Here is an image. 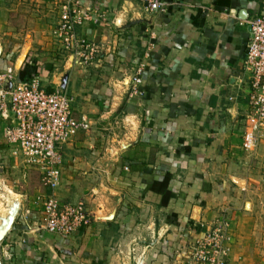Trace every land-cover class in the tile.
<instances>
[{"label":"crops","instance_id":"1","mask_svg":"<svg viewBox=\"0 0 264 264\" xmlns=\"http://www.w3.org/2000/svg\"><path fill=\"white\" fill-rule=\"evenodd\" d=\"M35 1L46 2L44 36L24 43L13 69L16 50L2 47L0 72L22 68L41 88L66 90L73 117L88 119L63 146L54 193L83 200L92 219L61 238L38 228L41 208L20 204L2 241L5 264H179L185 241L222 223L228 264H264V141L243 148L244 54L263 0H163L157 12L140 0H78L97 17L77 28L101 46L90 65L69 62L53 36L58 4ZM139 67L141 95L130 98ZM7 123L0 116V164L14 166ZM165 175L172 195L162 204L151 185Z\"/></svg>","mask_w":264,"mask_h":264},{"label":"built area","instance_id":"2","mask_svg":"<svg viewBox=\"0 0 264 264\" xmlns=\"http://www.w3.org/2000/svg\"><path fill=\"white\" fill-rule=\"evenodd\" d=\"M148 12L163 9V0H140ZM59 7V20L53 36L71 63L90 65L97 60L100 44L78 34V27L97 21L96 13L83 9L78 0H53ZM251 37L244 54V68L250 74L247 126L243 148L253 151L264 141V0L257 16L250 21ZM142 67L130 79L129 97L141 95ZM9 84L11 87L9 88ZM73 97L66 90L46 91L37 77L19 81L13 72H0V116L8 123L3 129L11 154L41 175L51 193L47 196L38 228L67 238L84 229L92 219L83 200L64 203L55 195L59 186L63 146L81 130H89L86 117L72 115ZM26 213H29L26 211ZM36 226V227H37ZM189 244L188 264H225L222 258L231 241L224 224L214 225L202 234L196 233Z\"/></svg>","mask_w":264,"mask_h":264},{"label":"rangeland","instance_id":"3","mask_svg":"<svg viewBox=\"0 0 264 264\" xmlns=\"http://www.w3.org/2000/svg\"><path fill=\"white\" fill-rule=\"evenodd\" d=\"M0 6V49L3 47L9 52L16 50V53L14 52L13 63L11 62L10 64L12 67H9L13 69V64L15 60H17V55L23 50L24 43L30 38L35 39V33L44 36L40 27H42L43 24L49 23L45 17L46 2H36L35 0H2L1 2L0 0ZM14 44H17V46ZM29 49L30 46H27L25 52H28ZM20 62L19 60V63ZM2 160L0 164L2 167L0 169V225L8 216L9 210L15 203L19 202L21 205L27 204L29 208L32 206L30 203H33L34 206L42 210L47 196L51 193L49 188L42 182L39 172L23 163L21 156L17 157L14 166L12 162L5 161L4 159ZM217 225L219 226L221 224ZM204 230L205 228L203 227V230L197 233L202 234ZM191 241H193V239L185 241L181 248L177 250L179 252L177 255L178 258L174 260L179 264H184V259L186 260V264H188V258L191 253L189 244ZM2 244V241H0V262L5 264L6 260L4 259L2 251V247L4 246H2ZM230 247L231 241L227 247L226 254L221 259L225 264H228ZM147 248H150V246ZM177 251L175 252L176 254L178 253ZM151 254L147 255L145 253L143 255V253H139V256L143 259L146 256H151ZM135 257H138L137 254Z\"/></svg>","mask_w":264,"mask_h":264},{"label":"trees","instance_id":"4","mask_svg":"<svg viewBox=\"0 0 264 264\" xmlns=\"http://www.w3.org/2000/svg\"><path fill=\"white\" fill-rule=\"evenodd\" d=\"M29 77V76H28ZM27 77V73L25 70H23L22 68L18 71L17 73V79L19 81L22 80H26L29 79ZM48 92H50V90H46ZM169 180H170V176L169 175H165L164 179L162 181H155L153 182V184L151 185V189L157 193L161 194V203L162 204H166L170 197H171V191L169 189Z\"/></svg>","mask_w":264,"mask_h":264},{"label":"water","instance_id":"5","mask_svg":"<svg viewBox=\"0 0 264 264\" xmlns=\"http://www.w3.org/2000/svg\"><path fill=\"white\" fill-rule=\"evenodd\" d=\"M10 87L11 84H9V88ZM19 206H20L19 202L15 203V205L11 207V209L9 210L8 216L3 220L2 224L0 225V241H3L6 235L8 234V232L10 231L18 214ZM0 264L2 263L0 262Z\"/></svg>","mask_w":264,"mask_h":264}]
</instances>
